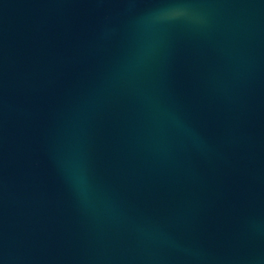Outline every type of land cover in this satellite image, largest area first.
Here are the masks:
<instances>
[{
    "label": "water",
    "instance_id": "1",
    "mask_svg": "<svg viewBox=\"0 0 264 264\" xmlns=\"http://www.w3.org/2000/svg\"><path fill=\"white\" fill-rule=\"evenodd\" d=\"M0 264H264V0H0Z\"/></svg>",
    "mask_w": 264,
    "mask_h": 264
}]
</instances>
